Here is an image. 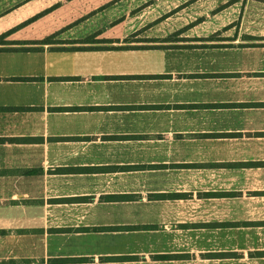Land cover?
I'll list each match as a JSON object with an SVG mask.
<instances>
[{
    "label": "crops",
    "instance_id": "crops-1",
    "mask_svg": "<svg viewBox=\"0 0 264 264\" xmlns=\"http://www.w3.org/2000/svg\"><path fill=\"white\" fill-rule=\"evenodd\" d=\"M149 1L0 9V264H264V0Z\"/></svg>",
    "mask_w": 264,
    "mask_h": 264
},
{
    "label": "rangeland",
    "instance_id": "rangeland-1",
    "mask_svg": "<svg viewBox=\"0 0 264 264\" xmlns=\"http://www.w3.org/2000/svg\"><path fill=\"white\" fill-rule=\"evenodd\" d=\"M47 1H49V0H0V9L6 7L8 4L10 5V4L16 3V2H19V3L24 2L22 5H20L18 11L24 10V12H25V11H28L30 9H33V7L37 6L38 4L45 3ZM130 2L131 3L126 5L127 7L124 4L122 5V7H124V6L126 7L125 12L129 13V10H130L131 13L132 12L138 13V16L136 15L137 16L136 22L138 21L137 23H138L139 27L140 28L141 27L149 28V12H150L149 5L153 4V1L130 0ZM164 2H165L164 5H162L161 3L159 4L160 8L167 6L166 2H168V1L165 0ZM169 2L173 3V2H175V0H169ZM108 7H109V9L108 10L105 9L104 10L105 12H114V8L112 6H108ZM111 7H112V9H111ZM118 10H119V8L115 9V11H118ZM6 16H8V15H6ZM0 23H1V21H0ZM28 28H29V25L27 24L26 26L21 27L18 30V32L22 31V30H27Z\"/></svg>",
    "mask_w": 264,
    "mask_h": 264
},
{
    "label": "trees",
    "instance_id": "trees-1",
    "mask_svg": "<svg viewBox=\"0 0 264 264\" xmlns=\"http://www.w3.org/2000/svg\"><path fill=\"white\" fill-rule=\"evenodd\" d=\"M49 40H46V42H48Z\"/></svg>",
    "mask_w": 264,
    "mask_h": 264
}]
</instances>
